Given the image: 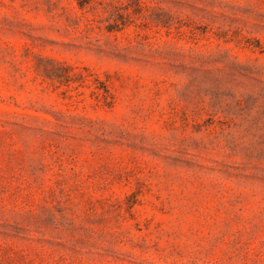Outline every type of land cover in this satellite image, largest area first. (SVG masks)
<instances>
[{"label": "rangeland", "instance_id": "1", "mask_svg": "<svg viewBox=\"0 0 264 264\" xmlns=\"http://www.w3.org/2000/svg\"><path fill=\"white\" fill-rule=\"evenodd\" d=\"M0 264H264V0H0Z\"/></svg>", "mask_w": 264, "mask_h": 264}]
</instances>
